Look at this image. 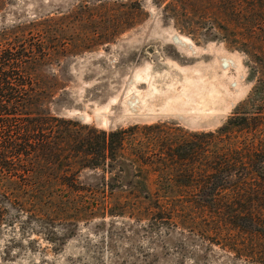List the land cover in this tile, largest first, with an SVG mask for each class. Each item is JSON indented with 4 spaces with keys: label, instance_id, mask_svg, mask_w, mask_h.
I'll return each mask as SVG.
<instances>
[{
    "label": "trees",
    "instance_id": "1",
    "mask_svg": "<svg viewBox=\"0 0 264 264\" xmlns=\"http://www.w3.org/2000/svg\"><path fill=\"white\" fill-rule=\"evenodd\" d=\"M206 2V7L200 5ZM167 8L176 23L207 24L210 30L217 28L223 39L236 40L234 44L247 57L248 79L253 81L247 98L224 124L194 133L190 142L136 141L132 131L138 129L137 124L105 131L61 116L57 108L64 104L66 77L61 67L52 71L51 64L59 66V57L64 60L66 55L52 54L48 44L40 42L36 47L23 39L22 25L4 28L0 34V227L13 224V216H24V221H18L20 228L37 218L41 224L32 228L42 230L43 238L54 243L55 224L63 225L64 237H70L81 219L122 216L132 204L145 205V215L154 220L145 227L151 231L161 226L158 219L176 213L174 218L187 217L184 224L195 237L208 240L213 234L228 255L264 264L255 260L264 257L263 246L236 244L244 239L195 226L193 218L206 214L217 218L221 227L229 224L227 230L264 238V215L253 205L262 199L240 198L257 193L264 201V143L245 144L234 134L255 137L264 133V118L258 117L264 115V0H169ZM48 21L34 19L29 24L37 27V33L45 32L47 42H62L65 30L53 24L60 37L51 39L58 35L46 29ZM156 128L159 125L144 130ZM159 147L164 151H156ZM179 163L182 167H177ZM158 170L171 176L170 182H160L158 187L154 183L153 189L149 176ZM254 177L260 179L258 185L248 183ZM174 178V187L191 189L195 201L189 196L161 201V191L177 192L170 187ZM124 192L132 203H114L116 194ZM94 224L103 227L106 223ZM200 257L206 258V253Z\"/></svg>",
    "mask_w": 264,
    "mask_h": 264
},
{
    "label": "rangeland",
    "instance_id": "2",
    "mask_svg": "<svg viewBox=\"0 0 264 264\" xmlns=\"http://www.w3.org/2000/svg\"><path fill=\"white\" fill-rule=\"evenodd\" d=\"M158 1L159 4L154 0H0V34L4 28L22 25L23 39H27L36 47L40 42L44 46L48 44L52 54L66 55L64 60L62 56L59 57L61 59L59 66L51 64L52 71L56 72L61 67L66 77L63 85L64 104L57 108L61 116L77 118L81 123L105 131L119 127L127 129L137 124L138 129L135 133L132 131V138L143 143L154 138H159L160 142L162 139L164 142L167 139L180 143L190 142L194 133L213 131L224 124L235 107L247 98L253 81L248 79L247 57L238 50V44L235 45L233 42L235 39L231 37L223 39L217 28L210 30L207 24L194 26L176 23L167 8L169 0ZM200 5L206 7L208 2ZM34 19L39 22L49 20L47 22L49 27L46 29L55 30L58 35L53 36L51 38L53 40H58L60 35L54 28L56 26L52 25L59 24L57 27H63L65 30L61 36L63 41L47 42V34L37 33V27L29 24ZM176 34L188 38L199 50L187 53L181 49L172 40V36ZM16 36L18 38L21 35ZM218 53L233 56L237 60V70L233 65H228L223 76L226 80L239 78L241 95L214 125L191 127L175 115L119 119L123 113L119 100L125 87L134 85L138 92L146 89L143 80L133 84L132 77L135 73L147 67L159 69L164 64L171 65L173 71H177L178 68L204 67L211 65ZM45 67L49 65L46 64ZM176 87L179 89L180 85L177 84ZM228 89L229 92H233L231 86ZM106 105L105 111L109 110L105 114L106 125L97 123L96 111ZM92 109L96 111L93 112ZM261 109L264 112V109ZM258 117L264 118V115L259 114ZM150 125H159V128L144 130L145 126ZM234 134L240 136L237 140L245 144L253 140L257 141L256 143L258 141L264 143L262 131L255 137L247 133ZM164 149L159 147L156 151ZM177 165L182 167L183 164ZM161 169L166 168L163 166ZM160 170L149 176L153 189L154 183L158 187L160 182H170L171 176L160 174ZM175 179L171 181L170 184L173 185L170 187L173 186V190L177 192L161 191L158 194L164 199L161 201L166 202L172 198L181 201L186 200L188 196L195 201L193 198L195 194L189 192L191 189L174 187ZM259 181V178L254 177L249 179L248 183L258 185ZM116 195L114 203L126 206L132 203V197L127 192ZM177 195L179 197H176ZM240 198L262 199L253 205L264 215L263 195L253 193ZM132 205L134 206L127 208L122 216L104 215L79 220L77 230L70 237H64L67 230H64L63 225L55 224L54 243L43 238L42 230L32 228L33 225L41 224L37 218H32L33 220L26 226L20 228L18 221H24V216L20 219L13 216L11 217L15 219L13 224L0 227V264H258L254 263L255 261L251 263L249 257L237 259L228 255L213 234L207 236L208 240L195 237L191 234L190 226L184 224L187 217L174 218L176 213L158 219V225L161 226L151 231L145 227L154 220L145 215V205ZM194 206L198 207V204L195 203ZM193 218L195 226L211 232L228 234L234 239L241 236L244 240H237L236 244L252 245L253 248L264 247L263 237L254 239L240 235L238 230H227L230 225L226 223L221 227L215 217L197 213ZM58 220H61V223L65 222L62 218ZM94 223L106 224L97 227ZM207 243L213 246H206ZM203 253H206V258L200 257ZM255 260L264 261V257L260 256Z\"/></svg>",
    "mask_w": 264,
    "mask_h": 264
},
{
    "label": "bare ground",
    "instance_id": "3",
    "mask_svg": "<svg viewBox=\"0 0 264 264\" xmlns=\"http://www.w3.org/2000/svg\"><path fill=\"white\" fill-rule=\"evenodd\" d=\"M172 40L187 53L199 50L184 36L176 34L172 36ZM215 56L214 62L204 67L178 68L173 71L171 65L162 64L159 69L147 67L138 71L132 77L133 84L143 80L146 89L138 92L134 85L125 87L119 100L123 112L119 119L175 115L191 127L214 125L241 95L239 78H224L228 65H233L237 70V60L222 53ZM177 84L180 85L179 89ZM229 86L233 88L232 93L229 92ZM106 108L107 105L98 111L92 109L93 112L96 111L97 123L106 125L105 114L109 111H105Z\"/></svg>",
    "mask_w": 264,
    "mask_h": 264
},
{
    "label": "water",
    "instance_id": "4",
    "mask_svg": "<svg viewBox=\"0 0 264 264\" xmlns=\"http://www.w3.org/2000/svg\"><path fill=\"white\" fill-rule=\"evenodd\" d=\"M209 127H211V126H209Z\"/></svg>",
    "mask_w": 264,
    "mask_h": 264
}]
</instances>
